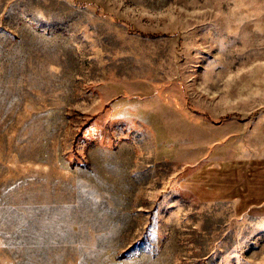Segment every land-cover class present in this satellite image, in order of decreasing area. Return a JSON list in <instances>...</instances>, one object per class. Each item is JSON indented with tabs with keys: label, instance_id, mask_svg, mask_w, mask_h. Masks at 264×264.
I'll use <instances>...</instances> for the list:
<instances>
[{
	"label": "rangeland",
	"instance_id": "rangeland-1",
	"mask_svg": "<svg viewBox=\"0 0 264 264\" xmlns=\"http://www.w3.org/2000/svg\"><path fill=\"white\" fill-rule=\"evenodd\" d=\"M236 149L264 0H0V264H264V223L183 187Z\"/></svg>",
	"mask_w": 264,
	"mask_h": 264
},
{
	"label": "crops",
	"instance_id": "crops-1",
	"mask_svg": "<svg viewBox=\"0 0 264 264\" xmlns=\"http://www.w3.org/2000/svg\"><path fill=\"white\" fill-rule=\"evenodd\" d=\"M211 155L188 173L185 186L202 202L233 205L237 217L248 216L264 223V155ZM257 232L264 235V227ZM256 232V233H257Z\"/></svg>",
	"mask_w": 264,
	"mask_h": 264
},
{
	"label": "trees",
	"instance_id": "trees-1",
	"mask_svg": "<svg viewBox=\"0 0 264 264\" xmlns=\"http://www.w3.org/2000/svg\"><path fill=\"white\" fill-rule=\"evenodd\" d=\"M204 115H205L206 118L210 119V116H209V114L207 112H205Z\"/></svg>",
	"mask_w": 264,
	"mask_h": 264
}]
</instances>
